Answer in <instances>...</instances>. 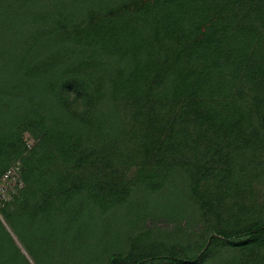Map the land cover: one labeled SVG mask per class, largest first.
I'll use <instances>...</instances> for the list:
<instances>
[{"label":"rangeland","instance_id":"374dc122","mask_svg":"<svg viewBox=\"0 0 264 264\" xmlns=\"http://www.w3.org/2000/svg\"><path fill=\"white\" fill-rule=\"evenodd\" d=\"M0 264H264V0H0Z\"/></svg>","mask_w":264,"mask_h":264},{"label":"built area","instance_id":"2783aa9c","mask_svg":"<svg viewBox=\"0 0 264 264\" xmlns=\"http://www.w3.org/2000/svg\"><path fill=\"white\" fill-rule=\"evenodd\" d=\"M18 169L19 167L16 165L5 172L2 178V181L0 183V199L6 198L7 191H8L7 185H6L7 181H13L15 184L16 183L21 184V182L17 178H15V174L17 173Z\"/></svg>","mask_w":264,"mask_h":264}]
</instances>
